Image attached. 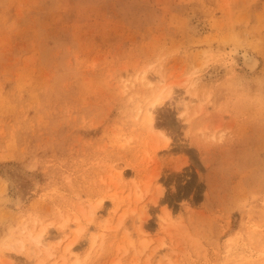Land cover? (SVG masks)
Masks as SVG:
<instances>
[{"label":"rangeland","instance_id":"1","mask_svg":"<svg viewBox=\"0 0 264 264\" xmlns=\"http://www.w3.org/2000/svg\"><path fill=\"white\" fill-rule=\"evenodd\" d=\"M67 243V264H264V0H0V264Z\"/></svg>","mask_w":264,"mask_h":264},{"label":"bare ground","instance_id":"2","mask_svg":"<svg viewBox=\"0 0 264 264\" xmlns=\"http://www.w3.org/2000/svg\"><path fill=\"white\" fill-rule=\"evenodd\" d=\"M243 64H245V66H246V68H248L249 70H253L255 67H256V65H257V59L256 58H254L253 56H251V55H245L244 56V58H243ZM142 76V75H141ZM146 78V77H145ZM160 78H161V80H160ZM160 78L159 79H157L158 80V82L161 84V87H159L160 88V92H157L158 93V96L154 99V100H152L151 101V103H150V105L149 106H147V105H145V106H147V108H146V110H145V113L144 114H146L145 115V121L149 124L150 122H151V120H152V113L154 112L153 111V109L155 110L156 108H154L155 107V105H157V104H160L161 102H162V100H163V98L165 97V96H167V94H170L169 92H170V89H168L167 90V92H166V94L164 93H162L163 92V88L164 87H166V85H165V81H164V76L163 77H161L160 76ZM144 80V79H143ZM148 80V79H147ZM150 82H151V80H150ZM150 82L148 81V84H150ZM153 82V81H152ZM157 82V83H158ZM147 83V82H146ZM156 83V82H155ZM154 85H157V84H154ZM159 90V89H158ZM156 91V90H155ZM165 92V91H164ZM157 93H156V95H157ZM183 100V99H182ZM184 101V100H183ZM139 109H141L140 107H139ZM139 111V110H138ZM139 113V112H138ZM101 204H102V200H99L97 203H95V205L94 206H92L91 208H90V210H89V216H88V219H87V221L89 222V221H92V220H94L95 219V221L97 220V224L94 226V229L95 230H97V231H99V229L100 228H102V227H104V225H100L99 223L102 221V213H103V207L102 208H100V206H101ZM100 208V209H99ZM95 215H96V217H95ZM76 220H77V218H75L73 221L74 222H76ZM68 221H69V219L67 218L64 222H63V224H61L60 226H61V228H63L62 229V231H60L58 234L57 233H55L54 235H50V236H44V229H43V227H40V228H42V229H40V231L38 232V233H36L35 232V235H31V236H29L28 238H32V241H33V243H34V245L36 244L37 246H39L40 248L39 249H42L43 247H41V246H43L44 245V243H45V245H46V243L48 244V241H49V239L48 238H50V239H56L57 237H59V239H62V240H65L66 238H67V236H68V229H69V227L73 224H69L68 223ZM33 223H35V222H33ZM62 223V222H61ZM40 224V223H39ZM100 225V226H99ZM35 226V225H34ZM34 226H33V229H34ZM39 226V225H38ZM41 226V225H40ZM45 227V226H44ZM31 229H32V227H31ZM30 229V230H31ZM83 229V227H76V231L75 232H80L81 230ZM37 230H38V228H37ZM34 231V230H33ZM28 233V232H27ZM28 234H30V233H28ZM95 239H96V235L95 236H92V238L90 239V241L91 242H93V244L95 243L94 241H95ZM60 241V240H59ZM59 241H57V242H59ZM71 242V241H70ZM59 243H61V241L59 242ZM20 244H23V242L21 241L20 242ZM56 244V243H55ZM54 244V245H55ZM92 244V245H93ZM72 244H70V243H67L66 245H64V247H65V249H64V251H62V254H58L59 255V258L62 260L61 261V263L60 264H67V260H69L70 261V257H69V254L68 253H70L71 254V251H72V246H71ZM91 245V244H90ZM22 246V245H21ZM52 246V245H51ZM51 246H49L50 247V249H51ZM14 247V246H13ZM32 247V246H31ZM53 248V250H55L54 249V246H52ZM33 248V247H32ZM45 248H47V246H45ZM45 248H43L44 250H45ZM55 248H56V246H55ZM21 249H22V247H21ZM21 249H19V250H21ZM38 249V248H37ZM38 249V250H39ZM74 249H75V247H74ZM59 250V249H58ZM63 250V249H62ZM33 251V250H32ZM39 251H41V250H39ZM43 251V250H42ZM43 252H45V251H43ZM34 253V252H33ZM37 253V252H36ZM40 253V252H39ZM47 254V257L45 258V260H40V258H39V262L38 261H35V262H37L38 264H43L42 262H44V261H48V259L54 254L55 255V253H52V252H48V253H45V255ZM72 254H73V252H72ZM38 255V254H37ZM40 257V256H39ZM42 258V257H41ZM55 259V258H54ZM57 259V258H56ZM57 263V261L56 260H53V263H51V264H56ZM72 263L73 264H78V262H77V260L75 259V260H73L72 261ZM71 264V263H70ZM80 264V263H79Z\"/></svg>","mask_w":264,"mask_h":264}]
</instances>
